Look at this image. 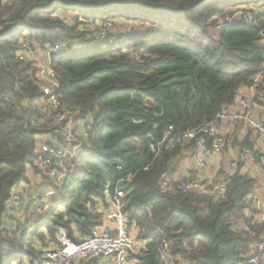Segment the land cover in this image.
Masks as SVG:
<instances>
[{"label":"trees","instance_id":"trees-1","mask_svg":"<svg viewBox=\"0 0 264 264\" xmlns=\"http://www.w3.org/2000/svg\"><path fill=\"white\" fill-rule=\"evenodd\" d=\"M254 5L263 9L247 7ZM60 9L75 12V22ZM118 9L151 28L107 30L97 42ZM90 20L95 31L86 28ZM24 42L67 48L51 54L56 94L79 110L76 121L92 123L87 137L78 133L81 153L60 179L35 162L43 135L64 143V124L45 120L38 69L19 58ZM257 75L263 90L264 0H0V264L42 260L63 229L76 240L91 234L104 221L96 205L105 186L122 178L125 211L146 241L137 264H164V240L187 264H248L264 237V221L253 224L248 215L256 179L241 161L226 175L225 194L184 192L188 180L172 176L190 144L171 140L229 109ZM252 131L238 144L253 149ZM256 155L260 163L264 152ZM30 165L42 180L34 196L20 193L8 216L14 191L30 181ZM166 178L174 179L171 186L163 185Z\"/></svg>","mask_w":264,"mask_h":264},{"label":"built area","instance_id":"built-area-1","mask_svg":"<svg viewBox=\"0 0 264 264\" xmlns=\"http://www.w3.org/2000/svg\"><path fill=\"white\" fill-rule=\"evenodd\" d=\"M110 22L102 25L103 33H96L95 40L100 42L106 36ZM86 28L96 30L94 21H88ZM108 44V43H107ZM108 45H103L106 48ZM67 49L64 45L55 44L49 46L47 51L49 56L59 50ZM35 49L29 42H24L23 49L19 52V58L25 61H34L32 53ZM38 79L43 94L45 106V120H52L57 124H64L65 141L63 144H57V140L51 137H42L38 141V156L36 163L48 171L52 178H62V170H67L71 166L70 159L80 155V145L77 143V135L87 137L92 128L91 122L84 119L76 122V115L79 110L72 109L68 104L62 101V98L56 94L59 87L56 72L51 67V59H48L45 66L38 69ZM261 76L254 78L255 83L246 88V92L238 95L237 102L234 104L236 109H224L213 120L206 121L196 129H189L179 133L171 140V144L188 143L191 146L194 155L196 167L199 170L207 168L211 159L220 156L228 145L225 133L220 127V123H242L247 128H251L264 143V120L259 119L253 113L256 105L264 109V89L257 87V82ZM261 100L262 103L258 102ZM172 126H170V130ZM80 131V132H76ZM45 136V135H43ZM41 138V137H40ZM51 139L54 145L47 142ZM249 149L243 150L237 158L231 163L235 171L239 163L245 158ZM260 167L264 170V158L260 161ZM129 176L128 178H132ZM126 179L122 178L119 183L112 187L107 184L103 190V200L98 201L96 207L103 211L104 221L92 229L91 234L82 237L80 240L72 238L67 230L59 232V244L46 249L42 260L34 264H137L136 256L141 254L145 248L146 241L139 239L133 234L132 220L125 211L126 192L122 183ZM172 180L166 178L163 181L164 186H171ZM230 182L229 178H223L218 182L206 185L202 177L190 181H182L180 188L184 192L190 190L198 191L204 194L215 195L217 197L225 194ZM120 184V185H119ZM50 192H48L49 195ZM21 196L16 192L14 203L9 207V214L14 212L21 204ZM248 201L253 204L254 209L249 212L253 224H259L264 221V200L254 194L248 196ZM10 216V215H8ZM254 236L252 231L249 232ZM258 252L251 251L254 254L249 259L248 264H264V237L253 245ZM261 253L262 257L258 254ZM159 257L164 264H187L180 256L173 255L170 249V243L163 241L159 249Z\"/></svg>","mask_w":264,"mask_h":264},{"label":"crops","instance_id":"crops-1","mask_svg":"<svg viewBox=\"0 0 264 264\" xmlns=\"http://www.w3.org/2000/svg\"><path fill=\"white\" fill-rule=\"evenodd\" d=\"M246 92V88H242L240 94ZM235 105H230L229 109H236ZM253 113L259 119L264 120V109L260 105H256L253 109ZM220 127L228 136L229 143L223 153L209 161V166L204 170H199L196 167L194 161L193 151L191 146H187L179 156L177 163V170L175 179L192 180L202 177L206 185H211L213 182L226 178V175L233 173L234 170L231 167V163L237 158L239 153L245 149L249 151L245 154V158L242 160V171L247 172L251 177L256 179L255 188L253 194L264 200V170L260 167V163L256 160V151L259 149L264 152V143L258 137V135L252 131L250 135V141L254 143L253 149L251 147H245L238 144L237 141H242L244 136L248 132V128L242 123H220Z\"/></svg>","mask_w":264,"mask_h":264},{"label":"rangeland","instance_id":"rangeland-1","mask_svg":"<svg viewBox=\"0 0 264 264\" xmlns=\"http://www.w3.org/2000/svg\"><path fill=\"white\" fill-rule=\"evenodd\" d=\"M247 7L254 8L256 10L263 9L261 6H258V5L247 6ZM61 11H63V12H61ZM59 12H60V15H63L64 20H66L70 23L75 22V17H76L75 12L64 11L63 9L58 10V14H59ZM82 18H84V17L81 16L80 19L82 20ZM127 18H128L127 15H125V14L121 15V11H119V9H118L117 15L109 18L110 25L108 26V32L109 31L112 33L122 32V31L127 29V31L134 33V32H136V30L145 31V30L151 28V24L148 21H145V20L140 19V18L133 19V21H130ZM95 20H98V19H95ZM140 20H143V21H140ZM94 24L98 25L97 22ZM114 40L117 41V39H114ZM32 57L35 61L34 64L37 67V69H41L42 66L46 65L47 60L51 59V55L49 56V53H48L46 48L45 49L40 48L37 51L35 50V53L34 52L32 53ZM236 102H237V99H236ZM76 122L78 125L79 122L78 121H76ZM225 135H226V138L228 140L227 134H225ZM44 138H46V136H44ZM228 143H229V140H228ZM208 166H209V163H208ZM27 172H28V176H29L30 181L29 182L28 181L23 182V183H21V185L19 187H17V189L14 191V193L12 195V199L10 202L12 205L15 204L13 199H14L16 192L22 193L24 195V199L27 200L28 198H30V196H34L35 191H36V184H39V181L42 180V178L40 177L41 175L36 174L33 166H31V165L28 166ZM46 195H48V193ZM11 204L8 206V209L11 206ZM19 206H20V204H19ZM52 206H53V204L47 205V207H52ZM7 215H12V214H9V210L7 212ZM9 223H11V222H9ZM137 233H138L137 229L135 227H133L134 236H137Z\"/></svg>","mask_w":264,"mask_h":264}]
</instances>
